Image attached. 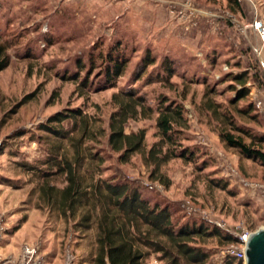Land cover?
Returning a JSON list of instances; mask_svg holds the SVG:
<instances>
[{"label": "rangeland", "instance_id": "1", "mask_svg": "<svg viewBox=\"0 0 264 264\" xmlns=\"http://www.w3.org/2000/svg\"><path fill=\"white\" fill-rule=\"evenodd\" d=\"M140 1L143 11L150 6L156 11L165 10L168 26L156 21L148 23L144 12L133 5L135 0H0V43L13 44L8 50L10 64L0 73V225L5 229L1 255L17 256L23 245L31 244L38 246L46 264H62L67 249L74 256V264L92 261L93 232H74L40 204L35 184L29 182V176L17 164L33 163L44 156L41 145L33 138L43 135L39 127L58 112L77 108L94 114L93 106H97L107 124L112 111L111 96L117 89L81 97L77 84L62 77L79 74V80L89 77L91 83L98 82L99 71L104 67L100 54L104 56L115 43L124 46V54L129 59L119 88L134 83L131 79L147 49L156 56L157 62L146 74H155L154 69L165 57L174 61L176 76L171 79V86L147 85L143 82L145 74L133 87L145 94L151 106L162 96L181 103L190 121L183 145L195 148L201 153L199 159L211 160L213 166L197 174L192 165L171 161L161 169L171 182L168 189L150 179V169L139 157L126 165L116 163L114 157L106 164L109 170L104 176L113 174L120 180L130 181L144 189L147 197L161 204L168 203L178 212L176 217L180 221H206L237 240L242 232L252 235L264 229V197L233 182L235 178H242L264 185V169L240 162L234 152L223 149L212 131L214 127L207 126L197 111L205 84L213 87L228 73H238L239 70L233 69L238 62L243 67L254 66L256 57L252 49L257 38L250 29L241 30L240 26L251 22L245 17L243 6L248 9V16L251 10L255 17L256 10L257 17L264 21V0H239L242 14L228 11L223 1L215 4L202 0ZM168 2L184 5L190 11L186 14L196 25L185 31L169 15ZM206 12L222 19L213 21L199 14ZM227 16H232L230 21ZM202 27L209 50L197 57L183 45ZM213 55L215 66L208 64ZM79 63L84 66L82 72H78ZM94 64L95 70L91 68ZM220 85L214 86L216 91L225 92L228 84ZM230 96L227 92L214 99L224 103ZM29 97L26 104H21ZM153 119L131 122L125 132L145 130L147 144L151 145L156 141ZM63 126L69 129L70 122H64ZM103 148L107 151L106 146ZM210 179L227 181L230 193L210 189ZM145 183L156 187L150 190L144 187ZM185 202L190 203L193 215L182 211L181 205ZM237 244L218 246L211 242L205 249L213 253L212 264H225L233 258H222L223 251L229 246L238 247ZM234 260L236 264L238 260ZM148 264L160 263L151 257Z\"/></svg>", "mask_w": 264, "mask_h": 264}, {"label": "trees", "instance_id": "2", "mask_svg": "<svg viewBox=\"0 0 264 264\" xmlns=\"http://www.w3.org/2000/svg\"><path fill=\"white\" fill-rule=\"evenodd\" d=\"M202 1L207 4L223 1L231 13H243L239 0ZM12 46L0 43V73L10 64L8 50ZM252 52L256 57L253 67H243L238 62L233 66L238 73H228L215 84H228L225 92L218 93L215 85L203 83L204 94L197 111L207 126L214 127L212 131L223 149L234 152L240 162L264 169V124L249 98L252 89L264 90V68L253 49ZM124 53V46L115 43L104 56L100 54L104 67L96 83H91L89 77L79 80V74L62 77L77 84L81 97L117 89L111 96L112 111L107 124L97 106H93L94 114L77 108L58 112L39 127L43 135L33 138L41 145L44 156L17 166L35 184L38 201L49 212L76 233L93 232L90 264H148L151 257L160 264H212L213 253L205 245L211 242L218 246L232 245L238 240L206 221H180L176 217L178 212L168 203L161 204L147 197L144 189L130 181L120 180L113 174L104 176L109 170L106 164L114 157L120 165L139 157L150 169V179L168 189L171 182L161 169L171 161L190 164L197 174L213 166L211 160L199 159L201 153L195 148L183 145L190 121L181 103L162 96L151 106L145 94L133 87L149 68L156 66V56L150 50L140 60L131 79L134 83L118 87L129 63ZM208 64L215 66L216 56ZM91 68L95 70V64ZM83 70L84 66L79 63L78 72ZM154 70L155 74L145 75L142 80L145 84L171 86V79L176 76L173 60L165 57ZM227 92L232 96L224 103L215 101V96L223 97ZM151 119L156 140L151 145L147 144L145 130L125 132L127 124ZM67 121L69 129L63 126ZM208 184L210 189L230 193L225 180L210 179ZM225 264H235V260L228 259Z\"/></svg>", "mask_w": 264, "mask_h": 264}, {"label": "built area", "instance_id": "3", "mask_svg": "<svg viewBox=\"0 0 264 264\" xmlns=\"http://www.w3.org/2000/svg\"><path fill=\"white\" fill-rule=\"evenodd\" d=\"M167 4L169 8L168 9L169 15L175 18L177 23H179L180 26L185 31H189L191 26L196 25V23H194L193 21L189 19L190 17L186 13H189L190 11L188 9H185L184 5L179 4L177 2H168ZM254 12H255L254 19L250 23L244 26H240V27H241V30H243V32L246 29H250L255 34L257 41L260 45V50H261L262 48H264V21L263 19L257 17L256 10ZM199 14L213 21L217 20L218 18L222 19V17H218L212 13L206 12V13H199ZM231 18L232 16H227V20L230 21ZM255 105L258 109L261 107V103L258 101L255 102ZM233 182H235L238 186H242L247 189L256 190L260 193L262 197H264V185H260L258 183H250L242 178H238V179L235 178ZM143 185L144 187L150 190L156 187V185H153V184L145 183ZM181 209L188 216L194 214L189 202L183 203L181 205ZM4 231L5 229L3 228L2 225H0V243L3 241ZM250 236L251 235L247 232H242L240 235H238V240H239L237 244L238 247H233V246L227 247L222 253V258H233L245 264L246 243ZM0 264H46V261H45V258L40 254V251L37 245L26 244L22 246L17 256H11V255L6 256V255L0 254ZM62 264H74V256L71 250L67 249L65 251Z\"/></svg>", "mask_w": 264, "mask_h": 264}, {"label": "crops", "instance_id": "4", "mask_svg": "<svg viewBox=\"0 0 264 264\" xmlns=\"http://www.w3.org/2000/svg\"><path fill=\"white\" fill-rule=\"evenodd\" d=\"M133 5H135V7L138 11L144 12V14L147 17L148 23H150L152 21H156L159 24H161L162 26H165V25L168 26V22H167L168 18H167L165 10L160 12L157 9V11H156V10L152 9V7L150 6V8L147 7V9L146 10L144 9V11H143V3L140 0H135V4H133ZM243 8L245 11V17L247 18V21H252V19L254 18L252 11L250 10V13L248 16V12H249L248 9L244 6H243ZM250 17H251V19H250ZM204 35H205V32H204V29L202 27L199 31H197V33H194V35L191 38H189L186 42H184L183 46L186 49L191 50L195 56H197V57L202 56L204 53H207L209 50V48H208L209 46L206 45L208 43H204ZM255 43H256V47L254 48L255 53L258 54V58L260 60V63L262 65V67L264 68V55H262V53H264V48H262L260 50V45H259L257 39H256ZM258 51H259V53H258ZM201 58H200V60H202ZM202 62H204V61H202ZM250 100H252L254 103L257 101L261 103V107L259 109L258 108L257 109L259 111V114H260L261 119H262L263 124H264V90L259 91L257 89H252L251 93H250ZM263 132H264V129H263Z\"/></svg>", "mask_w": 264, "mask_h": 264}, {"label": "water", "instance_id": "5", "mask_svg": "<svg viewBox=\"0 0 264 264\" xmlns=\"http://www.w3.org/2000/svg\"><path fill=\"white\" fill-rule=\"evenodd\" d=\"M245 264H264V229L253 233L247 243Z\"/></svg>", "mask_w": 264, "mask_h": 264}]
</instances>
